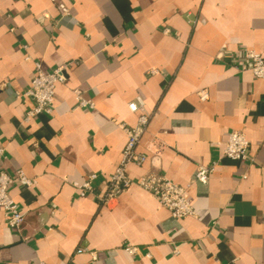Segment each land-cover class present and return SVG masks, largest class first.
Listing matches in <instances>:
<instances>
[{"label": "crops", "instance_id": "obj_1", "mask_svg": "<svg viewBox=\"0 0 264 264\" xmlns=\"http://www.w3.org/2000/svg\"><path fill=\"white\" fill-rule=\"evenodd\" d=\"M59 1L67 16L51 0H0V168L35 179L8 188L24 222L10 228L0 209V264H264V79L240 58H264V0ZM36 62L64 65L65 79L51 113L25 121L33 101L15 93ZM75 89L92 109L76 107ZM137 98L146 160L126 172L185 186L194 216L172 217L134 184L98 200L126 143L120 125L143 112L128 108ZM235 130L248 159L222 156ZM215 161L206 184L191 182ZM91 173L93 192L78 196L73 183Z\"/></svg>", "mask_w": 264, "mask_h": 264}, {"label": "built area", "instance_id": "obj_2", "mask_svg": "<svg viewBox=\"0 0 264 264\" xmlns=\"http://www.w3.org/2000/svg\"><path fill=\"white\" fill-rule=\"evenodd\" d=\"M56 3L57 9L61 16L69 14L68 6L59 0H51ZM167 31V30H166ZM247 64L249 70L256 78L264 79V58L254 50L244 49L241 57ZM152 70L151 73H154ZM65 79V66H56L49 72L42 70L40 63L34 64V73L24 92H16V98L24 96L33 101V106L26 111L24 120L38 116L41 113H51V105L55 94L57 83ZM76 107L89 108L94 107L92 100L83 96L82 91L75 89L73 91ZM199 98L205 100L207 92H199ZM128 108L132 112L140 109L143 110V102L140 98L128 103ZM149 114L144 110L139 114L133 126L121 124V128L126 134V143L121 151L118 164L109 174L103 193L98 196L100 203L108 205L115 200L126 188L131 185H137L141 189L150 193L163 207L169 210L174 218H185L194 216L195 212L185 196V186H181L169 180L165 176L152 172H147L138 179H132L128 176L126 170L129 164L141 165L145 162L146 156L137 151L136 147L140 136L145 132L149 120ZM249 142L245 134L240 130L232 131L228 134L227 140L223 145L222 156L233 160L248 159ZM3 157V148H0V159ZM217 161L208 165L199 164L191 182L197 181L206 184L210 174L215 170ZM97 174H88L82 181L74 182L78 196H85L93 192L94 182ZM12 184L31 186L35 184V179L28 177L22 170H17L15 174H9L0 168V209L3 210L7 225L10 228L17 229L23 222L24 216L20 212L16 202L9 196L8 188ZM123 249L130 255L138 252V248L131 244H125ZM85 249H79L78 252H84ZM176 252V250H174ZM93 258L95 252H90ZM38 264H46L38 262Z\"/></svg>", "mask_w": 264, "mask_h": 264}]
</instances>
